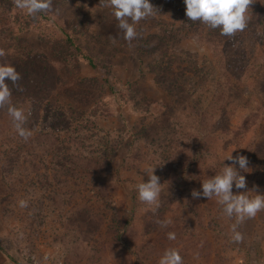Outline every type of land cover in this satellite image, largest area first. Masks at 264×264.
<instances>
[{
  "label": "rangeland",
  "instance_id": "374dc122",
  "mask_svg": "<svg viewBox=\"0 0 264 264\" xmlns=\"http://www.w3.org/2000/svg\"><path fill=\"white\" fill-rule=\"evenodd\" d=\"M249 7L246 29L237 32L227 46L220 45V50L199 46L192 33L181 32L177 37V48L181 51L174 66L180 67L182 61L189 63L187 65L195 62L202 71L201 75L206 74L202 79L205 84L203 81L199 84L201 80L197 81L195 75L187 73L189 80L177 86L185 93L194 92V84L205 88V91L202 89L205 93L202 100L203 105H207L212 102L209 91L214 90L215 84L210 75L214 54L217 61L220 58L216 65L219 72L239 59L237 64H243L244 73L248 70L250 75L242 83L245 92L233 91L232 95L238 94L243 104L247 103L249 109L257 107L259 112L256 115L252 113L255 110L241 111L237 124L244 117L253 115L252 119L257 123L249 130L247 138L250 142H261L264 140V93L260 91L261 84H264V28L261 27L264 0H255ZM61 10L64 14V8ZM62 21L58 22L64 26ZM59 32L64 34L50 21L41 20L27 41L35 43L37 35L43 34L61 36ZM69 35L74 37L72 32ZM183 52L192 57L183 55ZM80 53L86 54V51ZM163 53L164 50L158 51L154 58L162 61ZM33 62L35 79L43 78L45 63L37 59ZM148 63L147 56L132 49L116 55L110 67L98 61L96 70L81 58L77 66H68L64 62L46 66L51 72L46 84H58L59 79L66 77L94 83L98 79L108 81L102 98L95 102V108L97 106L108 113L106 120L98 121L102 133H98L95 140L88 139L86 144H68L81 151H91L95 150L96 141L102 139L116 149L114 158L107 155L112 158L110 167L115 177L110 174L108 182L100 187L105 192L102 201L96 200L89 181L83 180L75 171L73 177L64 178V160L63 166H59L61 159L51 158L49 148L59 149V157L63 158V149L67 145L61 138L55 141L50 137L49 115L46 119H37L38 124L32 127L35 122L25 109L22 110L27 117L24 126L32 133L27 140L18 135L12 119L0 122V264H158L169 248L179 251L183 264H264V211L241 224L243 229L239 232L243 240L234 242L231 225L235 219L223 214L215 198H183L177 202L174 211L163 214L164 217L162 211L158 213L166 203L167 196L163 192L160 194L161 208L155 214L138 200L135 185L143 179L147 181V167L157 166L154 174L162 179L164 164L161 158L167 150L162 136L151 143L140 132L152 123L150 114L163 111L165 92L162 86L165 84L158 86L152 82L155 75L149 71ZM133 86L141 90L137 97L148 101L138 102L131 91ZM224 92L227 93L225 98H229V91ZM133 100L137 103H132ZM191 103L192 100H187L183 105L190 106ZM188 112L187 117L193 118V113ZM176 120V124L183 123L186 118L178 115ZM186 129H190L189 123ZM60 132L65 134V130ZM130 144L132 146L128 147ZM17 148L20 149L14 160L17 165H9V161L15 158L11 152ZM208 148L209 145H205L200 151V166H207L210 162L212 150ZM262 166L261 157H256L253 167L257 173L256 184L247 183L246 189H240V192L255 189L264 194ZM189 181L191 184L193 179ZM190 188L194 189L191 185ZM248 195L255 196L256 192ZM21 200L27 201V207H20ZM157 219H171L172 223L162 228L155 222ZM169 232L175 233L174 240L168 239Z\"/></svg>",
  "mask_w": 264,
  "mask_h": 264
},
{
  "label": "trees",
  "instance_id": "16d2710c",
  "mask_svg": "<svg viewBox=\"0 0 264 264\" xmlns=\"http://www.w3.org/2000/svg\"><path fill=\"white\" fill-rule=\"evenodd\" d=\"M99 3L100 0H52L50 11L32 17L16 8L13 0H0V49L5 52L4 56H0V64L14 66L22 76L20 81L22 90L12 87L11 81L6 79L12 90L11 103L28 112L29 118L35 122L32 127L38 124L37 119L42 120L50 116L49 127L52 129L50 137L55 141L61 138L63 144L67 145L63 149L64 159L59 157L57 152L59 149L49 148L51 158L61 159V162L58 161L59 166H63L64 160V178L73 177L75 171V174H79L92 185L91 190L96 200L102 201L105 192L100 187L108 182L110 174L115 177L110 167L112 158L108 157L111 154L114 158L116 149L110 147L107 142L98 139L95 150L91 151H81L74 146H68L70 143L86 144L88 139L95 140L98 133H102L98 128V121L106 120L108 113L97 106L95 108V102L102 98L104 85L108 84V81L98 79L94 83L87 79L66 77L64 80L59 79L58 84H46L47 75L51 73L46 66L61 62L68 66L69 64L77 66L81 58L91 69L96 70L98 61L110 67L111 60L116 55L128 53L133 49L140 55L148 57L147 67L155 75L152 82L158 86L165 84L162 86L165 92L161 106L163 111L150 114L152 123L140 131L151 143L162 136L167 149L161 158L164 171L160 180L161 192L167 198L158 213L161 211L162 215L171 213L178 201L192 197L190 185L194 189L202 190L201 182L216 174L222 167L224 159L231 153L233 156L239 154L248 158L249 172L241 174L245 176L249 185L256 184L257 173L253 167L258 156L264 164V140L248 141L249 130L255 128L257 123L256 119H252L253 115L244 117L239 124L237 119L241 111L255 110L252 113L257 115L259 109L253 106L249 109V105L245 102L243 104L238 94L232 95L233 91L240 94L245 92L242 83L249 77V71L244 73L245 67L243 64H237L239 62L237 59L231 66L219 72L216 65L220 58L217 61L214 54L213 61L211 60L213 71L210 75L215 84L214 90L209 91L212 102L203 105L202 98L205 93L202 92L205 88L194 84V92L185 93L177 84L189 80L186 78L187 73L195 75L197 81L201 80L199 84L202 81L205 84V79H202L206 74L201 75L202 71L195 62L187 65L189 63L185 64L182 61L180 67L174 66L176 56L181 51L177 48L179 42L177 37L181 32L192 33L199 46H212L218 50L220 45L227 46L236 35L223 36L220 29H212L199 21H190L185 15L184 0H150L156 8L154 15L135 25L137 37L129 42L123 38L124 34L118 28V21L112 14L113 10L102 7ZM61 8H64V14ZM41 20L50 21L61 32L64 31V34L59 32L61 36L49 37L45 34L37 35V41L30 43L27 37ZM62 20L64 26L58 22ZM261 23V27L264 28V18L261 19ZM69 32L74 33V37L70 36ZM82 50L86 51V54L80 53ZM161 50H164L162 61L160 58H154ZM183 55H187V52ZM187 56L192 57L189 54ZM166 57L168 59L164 60ZM36 59L45 63L46 71L41 79H35L33 61ZM177 71L180 72L179 75ZM98 81L101 84H98ZM139 90L138 86L131 87L135 97L139 95ZM224 90L229 91V98H225L227 93ZM260 91L264 93V84H261ZM187 100H192L193 103L190 106L183 105ZM137 101L144 103L148 100L138 98ZM137 101L133 100L132 103ZM187 110L193 113V118L187 117L189 114ZM178 115L186 120L176 124ZM9 119L11 120V117L6 108L0 109V122ZM188 123L190 129H186ZM62 130H65V134L60 132ZM205 145H209L208 149L212 151L209 164L203 167L200 166L202 159L200 151ZM131 146L132 144L128 147ZM19 153L18 148L11 152L15 158L9 161V165H17L14 160L18 158ZM7 154L6 157L9 156ZM224 163L230 165L231 161L225 160ZM236 167L239 169L238 164ZM52 177H55L54 173ZM188 179H193V182L190 184ZM238 191L240 190L233 185V193L236 194ZM241 226L240 224L237 227L240 232L243 229Z\"/></svg>",
  "mask_w": 264,
  "mask_h": 264
},
{
  "label": "clouds",
  "instance_id": "9594fccd",
  "mask_svg": "<svg viewBox=\"0 0 264 264\" xmlns=\"http://www.w3.org/2000/svg\"><path fill=\"white\" fill-rule=\"evenodd\" d=\"M13 3L16 8L32 17L52 9V0H13ZM253 3L255 0H184L185 15L190 21H199L212 29H220L221 35L228 37L246 29L247 12ZM99 4L113 10L112 14L118 21V28L123 32V38L129 42L137 37L135 25L154 15L156 10L150 0H100ZM4 55V50L0 49V56ZM6 79L11 81L12 87L22 90L21 74L12 65L0 64V109L6 108L16 132L21 138L27 140L32 135L31 131L24 126L27 117L21 109L11 103L12 90L6 83ZM225 160L231 161V164H225ZM224 161L216 174L201 182L202 190H191V196L193 199L201 196L207 200L215 198L217 204L222 207L224 215L229 218L235 217V223L231 225V239L234 242H240L243 240V235L237 231V227L246 219L254 218L258 212L264 211V194H259L255 189L238 191L234 194L233 185L237 190L247 187L246 178L241 172H249V160L244 155L233 156L231 153ZM237 164L239 169L236 167ZM156 167H147V181L143 179L135 185L138 200L149 206L154 214L161 206L162 191L160 177L154 174ZM253 191L256 195L249 196L248 193ZM19 204L22 208L27 207L25 200L19 201ZM155 222L162 228L172 223L171 219H157ZM167 235L170 240L176 238L173 232ZM158 264H183V258L177 249L169 248L160 257Z\"/></svg>",
  "mask_w": 264,
  "mask_h": 264
}]
</instances>
